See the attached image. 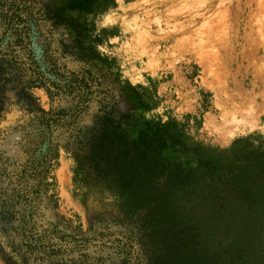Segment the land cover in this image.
Here are the masks:
<instances>
[{
	"label": "rangeland",
	"instance_id": "1",
	"mask_svg": "<svg viewBox=\"0 0 264 264\" xmlns=\"http://www.w3.org/2000/svg\"><path fill=\"white\" fill-rule=\"evenodd\" d=\"M4 1L39 17L59 71L90 86L87 108L69 128L52 133L41 167L38 224L83 241L60 256L62 264H120L124 254L115 239H130L141 264L152 262V254L162 260L149 236L137 232L142 214L132 207L131 186L111 163L108 170L95 168L80 157L88 152L85 134L101 116L113 118L129 140L142 133L155 139L170 165L197 180L194 199L210 187L230 193V182L253 169L229 235L243 226L247 237L237 242L243 253L220 251L221 232L211 236L215 250L199 251L192 232L184 235L185 262L264 264V0ZM2 28L0 19V33ZM32 47L43 58L42 47ZM212 62L214 72L208 69ZM52 90L30 83L26 74L0 78V187L7 191L17 185L26 159L24 135L33 110H67L77 103L72 94ZM117 169L124 174L123 166ZM176 242L182 246L184 240ZM0 264H12L1 251ZM28 264L49 262L30 258Z\"/></svg>",
	"mask_w": 264,
	"mask_h": 264
},
{
	"label": "trees",
	"instance_id": "2",
	"mask_svg": "<svg viewBox=\"0 0 264 264\" xmlns=\"http://www.w3.org/2000/svg\"><path fill=\"white\" fill-rule=\"evenodd\" d=\"M0 7L5 9L0 13L3 27L0 33L1 80L8 82L26 74L30 83L38 81L53 88L54 95L62 92L77 98V103L67 110H44L39 107L33 110L30 128L24 135L26 159L17 173V185L9 191L0 187V251L12 264H28L30 258L62 264L60 256L73 252L83 245V241L55 227L38 224L43 203L41 167L53 144L52 133L69 128L87 108L90 86L84 78L59 71L55 59L48 54L46 38L39 29V17L14 1L6 3L0 0ZM33 43L42 47L43 58L35 57ZM41 64L45 65L44 69ZM9 72H15V75ZM99 120V126L85 134L88 152L80 157L91 159L95 168L108 170L111 163L119 179L131 186L132 207L142 214L137 232L142 236L147 234L149 242L162 256L159 261L160 257L152 254L149 264H188L185 262L188 244L184 235L190 238L192 232L196 235L199 251L208 253L215 250L217 245L211 236L221 232L225 241L219 247L220 251L226 253L233 249L243 253L244 249L237 245L238 236H246L243 226L233 236L229 235L234 219L239 215L245 185L251 184L249 178L253 169L239 173L233 183L230 182V193H220L210 187L209 192L197 200L193 197L198 188L197 180L188 172L170 165L160 154L155 139L142 133L137 139L129 140L113 118L101 116ZM120 166L124 167V174L118 173ZM245 173L249 174L248 179H239L240 174ZM179 239L184 240L182 246L176 242ZM115 241L119 243L116 246L119 252L124 254L120 264H141L130 239ZM177 259L183 262L172 263Z\"/></svg>",
	"mask_w": 264,
	"mask_h": 264
},
{
	"label": "bare ground",
	"instance_id": "3",
	"mask_svg": "<svg viewBox=\"0 0 264 264\" xmlns=\"http://www.w3.org/2000/svg\"><path fill=\"white\" fill-rule=\"evenodd\" d=\"M247 3V2H246ZM250 4H251V1H250ZM261 4V3H260ZM251 7V6H250ZM227 8V7H226ZM260 14V13H259ZM227 18V17H226ZM228 25H226V27H227ZM244 29V28H243ZM229 30V29H228ZM259 30V29H258ZM226 31V30H225ZM262 35V34H261ZM226 36V35H225ZM231 36V35H230ZM240 37V36H239ZM225 38H227V37H225ZM254 38V37H253ZM254 40V39H253ZM257 43V42H256ZM232 44V43H231ZM217 45V44H216ZM228 46V45H227ZM213 49V48H212ZM227 52V51H226ZM209 57V56H208ZM210 59H212L213 60V62L214 61H216V58L215 57H212V56H210L209 57V60ZM211 63L210 65H209V68L208 69H210V72H214V66L216 65V62L215 63ZM212 68V69H211ZM220 76V75H219ZM248 122V121H247ZM249 123V122H248ZM251 125V124H250Z\"/></svg>",
	"mask_w": 264,
	"mask_h": 264
}]
</instances>
